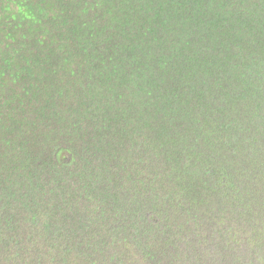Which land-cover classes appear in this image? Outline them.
<instances>
[{"label":"trees","instance_id":"1","mask_svg":"<svg viewBox=\"0 0 264 264\" xmlns=\"http://www.w3.org/2000/svg\"><path fill=\"white\" fill-rule=\"evenodd\" d=\"M0 264H264V0H0Z\"/></svg>","mask_w":264,"mask_h":264}]
</instances>
